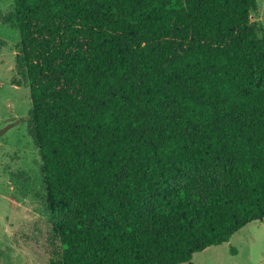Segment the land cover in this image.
Masks as SVG:
<instances>
[{
    "label": "trees",
    "instance_id": "trees-1",
    "mask_svg": "<svg viewBox=\"0 0 264 264\" xmlns=\"http://www.w3.org/2000/svg\"><path fill=\"white\" fill-rule=\"evenodd\" d=\"M253 13L258 0H14L0 15L20 35L51 264H193L264 222Z\"/></svg>",
    "mask_w": 264,
    "mask_h": 264
},
{
    "label": "rangeland",
    "instance_id": "rangeland-1",
    "mask_svg": "<svg viewBox=\"0 0 264 264\" xmlns=\"http://www.w3.org/2000/svg\"><path fill=\"white\" fill-rule=\"evenodd\" d=\"M13 6L14 0H0V15ZM258 6L252 23L264 29V0ZM19 43V32L0 20V264H51L62 254L61 241L53 233L42 161L25 122L32 103L16 63ZM178 185L199 190L196 179ZM193 264H264V222L251 223L229 243L195 254Z\"/></svg>",
    "mask_w": 264,
    "mask_h": 264
}]
</instances>
